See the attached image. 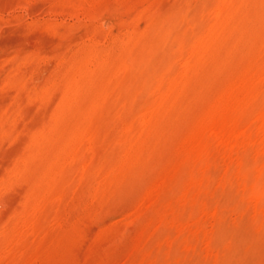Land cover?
<instances>
[{
	"label": "rangeland",
	"instance_id": "obj_1",
	"mask_svg": "<svg viewBox=\"0 0 264 264\" xmlns=\"http://www.w3.org/2000/svg\"><path fill=\"white\" fill-rule=\"evenodd\" d=\"M0 264H264V0H0Z\"/></svg>",
	"mask_w": 264,
	"mask_h": 264
}]
</instances>
